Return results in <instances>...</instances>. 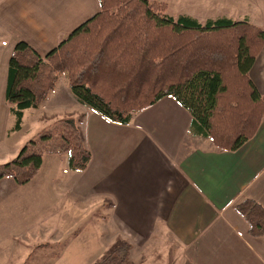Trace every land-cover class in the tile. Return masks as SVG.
<instances>
[{
	"label": "trees",
	"instance_id": "obj_1",
	"mask_svg": "<svg viewBox=\"0 0 264 264\" xmlns=\"http://www.w3.org/2000/svg\"><path fill=\"white\" fill-rule=\"evenodd\" d=\"M98 2L99 11L46 54L23 40L14 44L4 90L13 131L23 110L37 108L64 75L77 102L120 124L171 96L191 115V133L220 149L236 150L254 136L264 119V93L249 70L264 46V30L226 16L203 22L187 14L172 17L157 0ZM140 76L146 77L137 83ZM79 123L74 114L52 120L0 163V179L24 185L51 154H67L70 170H84L91 154ZM235 209L250 236H264V206L245 198ZM130 248L119 235L94 264H123Z\"/></svg>",
	"mask_w": 264,
	"mask_h": 264
},
{
	"label": "crops",
	"instance_id": "obj_2",
	"mask_svg": "<svg viewBox=\"0 0 264 264\" xmlns=\"http://www.w3.org/2000/svg\"><path fill=\"white\" fill-rule=\"evenodd\" d=\"M98 11V0H0V100L16 41L44 55ZM240 13L236 20L264 30V0H246ZM249 77L264 93V46ZM72 100L74 113L83 114L79 126L91 154L82 172L109 199L110 220L135 246L162 239L170 264H264V236H250L235 209L245 198L264 206V119L252 138L225 150L192 134L191 115L171 96L135 118L132 112L126 124Z\"/></svg>",
	"mask_w": 264,
	"mask_h": 264
},
{
	"label": "rangeland",
	"instance_id": "obj_3",
	"mask_svg": "<svg viewBox=\"0 0 264 264\" xmlns=\"http://www.w3.org/2000/svg\"><path fill=\"white\" fill-rule=\"evenodd\" d=\"M157 1L165 4L167 15L187 14L200 22L219 16L236 20L246 5V0ZM72 99L61 75L48 106L43 108L42 102L24 109L15 131L14 116L0 100V163L15 156L26 140L57 117L74 114L81 121L83 114L74 113ZM87 128L84 122L86 139ZM44 157L28 183L19 186L11 178L0 179V264H94L119 235L131 243L123 264H170L171 253L162 239L141 248L119 232L109 218V199L96 194L82 171L67 167V154Z\"/></svg>",
	"mask_w": 264,
	"mask_h": 264
}]
</instances>
